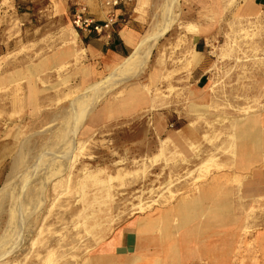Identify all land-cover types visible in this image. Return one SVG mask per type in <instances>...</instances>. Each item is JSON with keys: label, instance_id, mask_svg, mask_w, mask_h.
<instances>
[{"label": "rangeland", "instance_id": "rangeland-1", "mask_svg": "<svg viewBox=\"0 0 264 264\" xmlns=\"http://www.w3.org/2000/svg\"><path fill=\"white\" fill-rule=\"evenodd\" d=\"M91 1L0 0V264H123L108 242L135 218L152 249L134 264H264V196L235 170L236 139L180 133L191 38L255 54L249 0H128L130 66L135 49L115 57L74 28ZM218 200L229 210L202 212Z\"/></svg>", "mask_w": 264, "mask_h": 264}, {"label": "crops", "instance_id": "crops-1", "mask_svg": "<svg viewBox=\"0 0 264 264\" xmlns=\"http://www.w3.org/2000/svg\"><path fill=\"white\" fill-rule=\"evenodd\" d=\"M90 7L96 19L105 18L98 0L91 1ZM124 8L118 9L117 19L105 35L85 34L94 46L119 58L129 55L140 42L138 21ZM242 10L246 26L250 20V26L255 27L247 39L255 47V54L251 50L247 55L250 61L247 56L237 61L236 54H228L222 44L210 50L204 35L191 38L192 59L180 73V88L188 91L182 104L187 112L180 115L184 123L180 133L182 139H193L210 135L216 128L227 133L224 136L234 137L235 170L244 185L257 186L259 190L253 192L264 196V0H249ZM233 163L230 161L229 167ZM144 224L135 218L116 228L108 242L112 255L124 257L151 250Z\"/></svg>", "mask_w": 264, "mask_h": 264}, {"label": "bare ground", "instance_id": "bare-ground-1", "mask_svg": "<svg viewBox=\"0 0 264 264\" xmlns=\"http://www.w3.org/2000/svg\"><path fill=\"white\" fill-rule=\"evenodd\" d=\"M139 46H140V43H139V45H137L135 47V51L131 55H129L128 57L125 58V61L123 62L125 65L127 64L128 66H130L132 63L135 64V63L138 62V59L139 58H138V56H136V54H137L136 51L139 48ZM139 100H141L140 97H135V99H134V101H139ZM74 119H76V118H74ZM76 121H77V119H76ZM75 124L76 123H74L73 128L75 127ZM70 131H72V133H74V129L69 130V132ZM228 138H230V137H228ZM161 146H162L161 147L162 149H166V143H163L162 142V145ZM29 149L30 148H28V150ZM225 150L228 151L229 154L233 155V153H234V145H233V143L230 142V141H228L227 147L225 148ZM29 152H31V151L29 150L28 153ZM30 155H32V154H30ZM16 160L17 159H14V161H13L14 163L13 164L16 163ZM204 162H206V163H212V164L214 163L216 166H219V163L216 161V157L215 156H212V155H209V156L207 155L205 157V159H204ZM57 172L58 171L53 172L52 175L57 174ZM252 190H254L255 192H257L259 189H258L257 186H254V188H252ZM204 194H207V192L206 193L204 192ZM189 201L188 200H182L181 204L179 205V212H180V219H181V221H185L188 218L187 217V214H186L187 210L190 209V211H192L193 209L199 208L200 207V202L202 200L196 198V199H191ZM17 209L18 210L20 209L19 206H17ZM228 210H229L228 204H226L225 202H222L220 200L214 201L211 205H207V206H204L202 208V212H208V213L209 212H211V213H213V212H215V213L220 212L221 213V212H225V211H228ZM137 257H138L137 252H134V253H131L129 255L124 256V259L121 262L123 264H134V262H136V260H137Z\"/></svg>", "mask_w": 264, "mask_h": 264}, {"label": "built area", "instance_id": "built-area-1", "mask_svg": "<svg viewBox=\"0 0 264 264\" xmlns=\"http://www.w3.org/2000/svg\"><path fill=\"white\" fill-rule=\"evenodd\" d=\"M128 0H101V6L111 9L105 13V18L98 20L92 17L86 10V7H81L75 10L72 15V24L76 30H80L87 35L95 34L103 36L115 23L120 5L125 4Z\"/></svg>", "mask_w": 264, "mask_h": 264}]
</instances>
